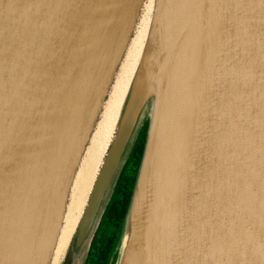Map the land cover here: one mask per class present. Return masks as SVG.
<instances>
[{"label":"water","instance_id":"obj_1","mask_svg":"<svg viewBox=\"0 0 264 264\" xmlns=\"http://www.w3.org/2000/svg\"><path fill=\"white\" fill-rule=\"evenodd\" d=\"M191 1L0 0V264H86L141 140L107 264H264V0ZM146 25L174 72L131 80L69 225Z\"/></svg>","mask_w":264,"mask_h":264},{"label":"bare ground","instance_id":"obj_2","mask_svg":"<svg viewBox=\"0 0 264 264\" xmlns=\"http://www.w3.org/2000/svg\"><path fill=\"white\" fill-rule=\"evenodd\" d=\"M188 2H189V9L185 11H189V10H194L195 12L199 11L197 9H191L190 7L191 3L195 6L197 4L196 1L192 2L191 0H188ZM151 4H153V0H149V6ZM142 17H143L142 22L149 24V22L153 20L154 14L149 13L147 9H145L143 11ZM150 25L149 26L146 25V27L142 29L144 31L141 30L138 32L137 29L136 36L131 43V46L132 44H134L132 48L130 46L131 62L127 65V67L125 68V70H123L121 74V82H120L121 84L118 88L115 99L109 109V112L107 113L104 124L96 134L95 144L92 145L91 153L89 155V158H87L81 178L79 182L76 183L77 185L73 196V200H70L69 206L72 204L73 211L71 214L72 217L71 218L69 217L70 219L69 225L73 224L75 215L78 213L79 209L82 206V202L85 197L86 190L88 189L91 182L90 178L93 171V163L96 160V157L98 155L99 149L102 145V141L105 135L107 136L109 135L114 124L116 123L120 106L122 104V101L125 97V94L129 86L132 85L133 81H135L137 76L142 77L144 75L147 77L148 83L151 85L150 87H153L155 86L154 81L157 78V76L162 75L163 73L174 72L172 68L166 64H159L155 66L154 69L155 71L152 70L151 66L153 62L151 61L150 57L145 53V46H146L145 40L147 35V28L150 31ZM132 79L133 81L131 82ZM150 87H147V93L149 96H153L152 91L149 90ZM164 100L165 99L162 98L158 99V101L160 102ZM216 240L217 241L219 240L218 236H216ZM215 247L217 248V250H215L214 263H216L217 259H225V256H223V251L218 250L221 247L220 243H217Z\"/></svg>","mask_w":264,"mask_h":264},{"label":"trees","instance_id":"obj_3","mask_svg":"<svg viewBox=\"0 0 264 264\" xmlns=\"http://www.w3.org/2000/svg\"><path fill=\"white\" fill-rule=\"evenodd\" d=\"M143 149V140L139 142L128 164L123 170L113 201L106 217L96 233L93 246L86 264H107L111 250L120 231L131 196L137 168Z\"/></svg>","mask_w":264,"mask_h":264}]
</instances>
